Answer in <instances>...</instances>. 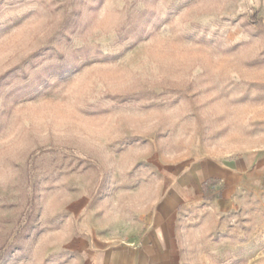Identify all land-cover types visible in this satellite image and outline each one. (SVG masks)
<instances>
[{"label": "rangeland", "instance_id": "374dc122", "mask_svg": "<svg viewBox=\"0 0 264 264\" xmlns=\"http://www.w3.org/2000/svg\"><path fill=\"white\" fill-rule=\"evenodd\" d=\"M263 151L264 0H0V264H264Z\"/></svg>", "mask_w": 264, "mask_h": 264}, {"label": "crops", "instance_id": "0c3cea01", "mask_svg": "<svg viewBox=\"0 0 264 264\" xmlns=\"http://www.w3.org/2000/svg\"><path fill=\"white\" fill-rule=\"evenodd\" d=\"M252 161L250 159L244 160H232L228 163H221L217 160H205L202 162L194 173V178L205 192L206 184H208L209 194L213 193L219 185L222 186V193H227L228 189L232 185L238 186V183H242L245 177L248 176V169L251 166ZM259 167L252 171L255 176H260L264 181V151L261 152L259 160ZM166 203L163 208V212L153 211L152 216L148 220V232L147 234L138 235L126 242L130 245L131 249L136 253V260L129 264H134L138 261V255L141 250L147 249L155 251L156 247L161 253H168L173 251L171 244V223L172 218L167 214ZM129 247V246H128ZM123 248H126L125 246ZM102 253H106V250H102Z\"/></svg>", "mask_w": 264, "mask_h": 264}]
</instances>
